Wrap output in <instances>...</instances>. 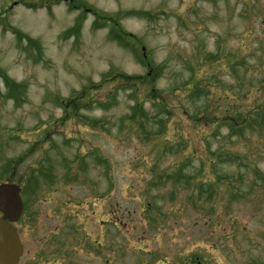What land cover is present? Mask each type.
Returning <instances> with one entry per match:
<instances>
[{
	"label": "rangeland",
	"instance_id": "1",
	"mask_svg": "<svg viewBox=\"0 0 264 264\" xmlns=\"http://www.w3.org/2000/svg\"><path fill=\"white\" fill-rule=\"evenodd\" d=\"M1 73L0 183L66 264H264V0H0Z\"/></svg>",
	"mask_w": 264,
	"mask_h": 264
},
{
	"label": "flooded vegetation",
	"instance_id": "2",
	"mask_svg": "<svg viewBox=\"0 0 264 264\" xmlns=\"http://www.w3.org/2000/svg\"><path fill=\"white\" fill-rule=\"evenodd\" d=\"M111 190L110 188L109 193ZM58 209L59 207H55L54 212H33L30 206L24 203V211L14 224L23 244V255L19 264H66V258L77 255L80 249L87 245H82L80 238L75 239L70 244V247L76 246L72 248L74 254L71 250L66 251L65 247L69 245L65 240V221L62 212H57ZM38 233H41L42 237H37Z\"/></svg>",
	"mask_w": 264,
	"mask_h": 264
},
{
	"label": "water",
	"instance_id": "3",
	"mask_svg": "<svg viewBox=\"0 0 264 264\" xmlns=\"http://www.w3.org/2000/svg\"><path fill=\"white\" fill-rule=\"evenodd\" d=\"M21 187L14 183L0 184V264H18L23 254V245L13 223L23 212Z\"/></svg>",
	"mask_w": 264,
	"mask_h": 264
},
{
	"label": "trees",
	"instance_id": "4",
	"mask_svg": "<svg viewBox=\"0 0 264 264\" xmlns=\"http://www.w3.org/2000/svg\"><path fill=\"white\" fill-rule=\"evenodd\" d=\"M15 29V28H14ZM15 33L20 35V36H24L23 33H20L17 29H15ZM30 41H32L31 39H29ZM149 66V65H148ZM150 67V66H149ZM151 68V67H150ZM153 74V71L152 69L149 71V73L147 74V76H139V77H131V76H128V75H122V74H118L117 77L119 78H122L124 80H126L127 82L131 81L133 82L134 84L137 83L138 80L142 79L144 80V82H142V85H148L149 82H148V79L149 78H153L152 81H150V84H153L154 83V77L155 75H152ZM0 81L5 85V87L8 89V93H7V97L8 99H13L15 100V98L17 99L19 96L16 94V96L13 94V89H12V86L15 85V86H18V84H16V82H14L13 80H10L8 77H7V74H4V73H1L0 74ZM139 83H141V81H139ZM154 89V88H153ZM163 107L167 108V105L166 103H163L161 104ZM160 105V106H161ZM161 106V107H162ZM255 112H259L260 116H261V119H262V122H264V110L262 108H257L255 109ZM246 115H248L247 118H243L241 120V122H238L237 119H234L230 122H226V124L228 125H232L233 129H237L236 128V125L237 123H239V126L238 127H251V119L253 118V114L251 113H247ZM216 117V116H215ZM251 118L250 120L248 118ZM219 118V117H217ZM221 119V118H220ZM222 120V119H221ZM211 162V161H210Z\"/></svg>",
	"mask_w": 264,
	"mask_h": 264
}]
</instances>
